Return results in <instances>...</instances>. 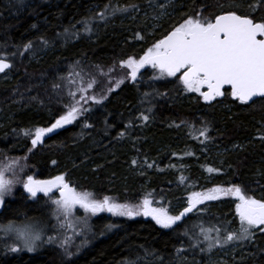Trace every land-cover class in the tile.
Returning a JSON list of instances; mask_svg holds the SVG:
<instances>
[{
  "label": "trees",
  "instance_id": "1",
  "mask_svg": "<svg viewBox=\"0 0 264 264\" xmlns=\"http://www.w3.org/2000/svg\"><path fill=\"white\" fill-rule=\"evenodd\" d=\"M158 1L0 0V58L12 65L0 76V160L25 159L28 175H64L97 199L136 205L147 197L173 215L191 192L213 186H238L264 200V98L245 104L227 89L206 103L184 88L180 73L161 76L146 65L133 81L121 67L189 17L214 20L234 11L260 23L264 4L169 0L154 20L157 8H146ZM72 105L81 109L78 118L33 147L35 129L50 127ZM235 205L232 198L212 201L169 229L103 212L71 233L68 245L49 198L17 189L0 212V227L32 225L43 239L35 253L12 252L19 243L0 230V264H209L213 246L239 235ZM201 228L212 229L211 240ZM253 232L251 240L227 242L239 248L226 264H264V232Z\"/></svg>",
  "mask_w": 264,
  "mask_h": 264
},
{
  "label": "snow or ice",
  "instance_id": "2",
  "mask_svg": "<svg viewBox=\"0 0 264 264\" xmlns=\"http://www.w3.org/2000/svg\"><path fill=\"white\" fill-rule=\"evenodd\" d=\"M259 4H264V0H259ZM249 6L255 8L258 5ZM145 65L158 69L161 76L176 77L180 73L178 79L184 88L190 92H199L205 101L224 96V86L229 85L231 96L246 104L253 101L254 97H264V22L256 23L248 16L238 15L234 11L216 15L214 20L200 16L189 17L164 39L148 48L138 60L129 57L121 61V67L130 70L129 75L133 81L137 79V73ZM9 67L8 63L0 60V72ZM88 87L91 88L92 84L89 83ZM204 87L207 91L201 92ZM80 113L81 109L72 105L68 107L66 114L56 119L50 127L36 128L34 138H31L32 146L40 144L47 133L71 124ZM143 119L147 120L148 117L143 116ZM25 135L31 137V131L26 130ZM201 135H204V132H201ZM53 163L55 164V161ZM208 171L212 172L214 169L209 168ZM12 183L5 179L4 170L0 169V206L5 203V197L11 194ZM23 187L32 197H36L38 192L48 195L53 189L58 190L59 199L53 201L56 205L57 218L60 214L68 217L79 206L93 215L107 211L129 218L151 217L164 229L172 228L197 205L218 200L221 195L234 196L239 201L235 205L240 223L239 235L228 234L225 242L234 239L251 240L255 235L253 229L264 232V200L246 196L238 186L192 192L188 197L187 206L176 215L170 214L165 207H153V201L147 197L136 205L116 203L108 196L97 199L92 193L73 187L65 180L64 175L49 180H35L28 176ZM0 230L13 235L19 243L20 247L10 248L12 252L21 250L33 252L38 247V242L42 241V229L33 226L18 227L10 222L0 227ZM211 231L212 229L201 228L205 240H211L209 236ZM215 231L219 232V229ZM219 242V238L214 241ZM211 246L210 243L209 247Z\"/></svg>",
  "mask_w": 264,
  "mask_h": 264
},
{
  "label": "rangeland",
  "instance_id": "3",
  "mask_svg": "<svg viewBox=\"0 0 264 264\" xmlns=\"http://www.w3.org/2000/svg\"><path fill=\"white\" fill-rule=\"evenodd\" d=\"M169 6H170L169 0H164L162 2L158 1V3L152 4L148 8H146V10L149 11L150 8L153 9L156 7L157 8V15H155L153 18H154V20H157V18H159L160 16H164V14H166ZM132 58H134V57H132ZM139 58L140 57L135 58V59L138 60ZM145 67H146V65H145ZM141 69H143V68H141ZM128 71L130 72L129 69H128ZM204 91H205V88H202L201 92H204ZM192 94H198L201 98H203V96H201L199 92H192ZM67 125H69V124H67ZM67 125H64L63 127H65ZM57 130H59V129H55L54 131H57ZM48 134H50V133H47L46 135H48ZM31 138H34V134ZM25 164H26L25 159L4 158V159L0 160V169L4 170L5 179L13 182L11 185L12 192L10 195L5 197V201L7 199L13 198V195L15 194L17 189H22V191L24 193H26L30 198H35V197H32L31 194L28 193L24 189L23 183L26 182L28 176H32L35 180H41V179H37L36 176L33 174L28 175L27 169H25V167H26ZM47 180H49V179H47ZM215 187L225 188L223 186H213V187H208V188H202V189H200L198 191H194V192H204V191H207V190L215 188ZM80 191H82V190H80ZM190 194L188 195V197L190 196ZM40 195H45V194L42 192H38L36 197H38ZM45 196H47L49 198L50 203L55 207V211L57 212L56 205L53 203V201L56 199H59V191L56 189H53L52 192L48 193V195H45ZM188 197H187V200L184 202L185 207L187 206V203H188ZM227 198H232L236 204L239 203L238 199H236V197H234V196L221 195L218 200H224ZM218 200H213V201H218ZM210 202H212V201H206L203 204L197 205L196 208L193 209V211L196 209H201L205 204L210 203ZM4 205H5V203L2 206H0V212L3 209ZM153 207H157V206H155L153 203ZM104 212L109 214V215H113L112 213H109L107 211H104ZM101 213H103V212H100V213L93 215L90 212H86L83 208H80L79 206H77L73 210L72 214L69 215L68 217H64L62 214H60L59 215V219H60L59 221H60L61 225L59 226V228L61 229L62 232H63V230H64V232L66 231V236H65V233H64V236L69 239V240L66 239L67 244L70 245V243H71V240H72L71 233L74 232V235L75 234L77 235L78 232L83 231L84 226H86V229H87L89 227L90 221L93 219V217H96V216L100 215ZM169 213L172 214L170 211H169ZM144 218L152 219L151 217H144ZM30 226H32V225H30ZM33 227H35V226H33ZM64 236L62 235L61 238H63ZM42 239H43V235H42ZM52 242H54V240H52ZM226 244H227V242H226ZM226 244L224 243L222 245H218V247L213 246V249H211V252L209 253V256H208L209 264H226V257H229V255H231L232 253L235 254L236 249L239 248L238 244H232L229 247ZM38 245H39V242H38ZM31 253H35V251H33Z\"/></svg>",
  "mask_w": 264,
  "mask_h": 264
},
{
  "label": "water",
  "instance_id": "4",
  "mask_svg": "<svg viewBox=\"0 0 264 264\" xmlns=\"http://www.w3.org/2000/svg\"><path fill=\"white\" fill-rule=\"evenodd\" d=\"M238 15H239V14H238ZM257 23H258V22H257ZM164 38H165V37H164ZM164 38H163V39H164ZM0 60H4L6 63H8V64L10 65L9 68L5 69L3 72H0V76H2V75H4L5 73H7L8 71L11 70L12 65H11V63H10L8 60L1 59V58H0ZM178 74H179V73H178ZM204 88H205V91H207V88H206V87H204ZM227 89H230V91H231V86H229V85H225L223 91H225V90H227ZM221 97H223V96L216 97V98H221ZM263 98H264V97H254V98H253V101H249L247 104H251V103H253L255 100L263 99ZM213 100H214V99H213ZM213 100H211V101H205L204 98H203V101L206 102V103H210V102H212Z\"/></svg>",
  "mask_w": 264,
  "mask_h": 264
}]
</instances>
